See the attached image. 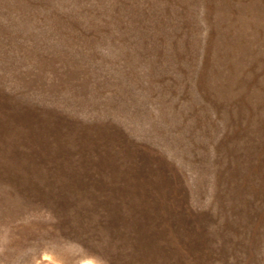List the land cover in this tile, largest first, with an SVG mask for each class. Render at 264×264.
<instances>
[{
    "label": "rangeland",
    "instance_id": "obj_1",
    "mask_svg": "<svg viewBox=\"0 0 264 264\" xmlns=\"http://www.w3.org/2000/svg\"><path fill=\"white\" fill-rule=\"evenodd\" d=\"M0 264H264V0H0Z\"/></svg>",
    "mask_w": 264,
    "mask_h": 264
}]
</instances>
